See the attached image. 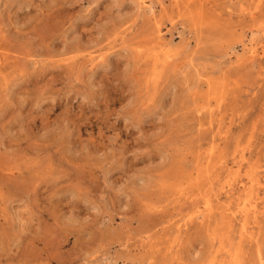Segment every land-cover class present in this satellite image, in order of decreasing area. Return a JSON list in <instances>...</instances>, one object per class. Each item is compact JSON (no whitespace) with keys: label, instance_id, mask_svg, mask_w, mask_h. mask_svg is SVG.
Returning <instances> with one entry per match:
<instances>
[{"label":"rangeland","instance_id":"1","mask_svg":"<svg viewBox=\"0 0 264 264\" xmlns=\"http://www.w3.org/2000/svg\"><path fill=\"white\" fill-rule=\"evenodd\" d=\"M0 264H264V0H0Z\"/></svg>","mask_w":264,"mask_h":264},{"label":"bare ground","instance_id":"2","mask_svg":"<svg viewBox=\"0 0 264 264\" xmlns=\"http://www.w3.org/2000/svg\"><path fill=\"white\" fill-rule=\"evenodd\" d=\"M208 207V206H207ZM250 207H251V205H250ZM254 206H252V208H253ZM256 210V209H255ZM245 211V210H244ZM249 211V210H248ZM251 214H253V213H251ZM255 215V214H254ZM246 216H248V214L246 215Z\"/></svg>","mask_w":264,"mask_h":264}]
</instances>
